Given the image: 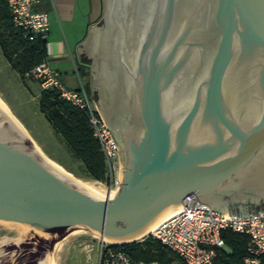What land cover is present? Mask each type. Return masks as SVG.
Returning <instances> with one entry per match:
<instances>
[{"label": "water", "instance_id": "95a60500", "mask_svg": "<svg viewBox=\"0 0 264 264\" xmlns=\"http://www.w3.org/2000/svg\"><path fill=\"white\" fill-rule=\"evenodd\" d=\"M102 7L78 53L91 60L118 185L104 196L55 172L0 107V264H52L57 239L76 226L136 241L190 207L189 194L220 212L264 202V0Z\"/></svg>", "mask_w": 264, "mask_h": 264}, {"label": "built area", "instance_id": "2783aa9c", "mask_svg": "<svg viewBox=\"0 0 264 264\" xmlns=\"http://www.w3.org/2000/svg\"><path fill=\"white\" fill-rule=\"evenodd\" d=\"M40 1L7 0L14 23L47 42L50 21L47 13L38 8ZM31 74L40 79L41 86L55 87L63 97L88 111L93 134L98 138L105 157L112 194L118 185V150L92 93L85 89L81 81L77 88L67 89L47 61L34 66ZM186 199L194 200L190 207L183 204L180 211L159 222L148 235L157 238L186 264H214L215 248L224 245L221 231L231 229L249 236V254L243 258L242 264H259L257 255L264 251V208L253 212L232 209L220 212L200 202L193 194L187 195ZM120 245L101 239L95 264H156L134 261Z\"/></svg>", "mask_w": 264, "mask_h": 264}, {"label": "trees", "instance_id": "16d2710c", "mask_svg": "<svg viewBox=\"0 0 264 264\" xmlns=\"http://www.w3.org/2000/svg\"><path fill=\"white\" fill-rule=\"evenodd\" d=\"M0 51L20 77L31 75L34 66L46 61L47 42L13 21L7 0H0ZM84 87L89 91L88 72ZM33 77V76H32ZM34 79H37L33 77ZM40 81V79H37ZM38 107L51 127L61 136L81 171L89 178L106 182L108 170L98 138L93 134L88 111L63 97L55 87H43L38 95ZM222 247L215 248L214 264H242L249 254V236L224 229ZM134 261L156 264H186L174 251L152 235L120 245ZM259 264H264V251L259 253Z\"/></svg>", "mask_w": 264, "mask_h": 264}, {"label": "rangeland", "instance_id": "374dc122", "mask_svg": "<svg viewBox=\"0 0 264 264\" xmlns=\"http://www.w3.org/2000/svg\"><path fill=\"white\" fill-rule=\"evenodd\" d=\"M80 75L81 79H77L76 75L75 79H65L62 75L57 76V79L67 89H74L80 81L86 82V77L82 73ZM88 79L89 90L94 93L96 101L91 74ZM41 88L39 80L31 75L20 77L0 51V102L2 105L28 135L42 157L60 174L83 183L99 181L83 174L80 161L73 157L64 140L40 112L38 95ZM99 182L109 191L111 185L108 180ZM100 241L99 235L87 230L66 233L54 245L52 264H95Z\"/></svg>", "mask_w": 264, "mask_h": 264}, {"label": "crops", "instance_id": "0c3cea01", "mask_svg": "<svg viewBox=\"0 0 264 264\" xmlns=\"http://www.w3.org/2000/svg\"><path fill=\"white\" fill-rule=\"evenodd\" d=\"M102 6L103 0L40 1L38 8L47 13L50 21L46 61L57 76L81 79L80 73L88 72L89 78L91 68L89 62L80 59L78 44L84 40L89 26L101 19Z\"/></svg>", "mask_w": 264, "mask_h": 264}, {"label": "bare ground", "instance_id": "6f19581e", "mask_svg": "<svg viewBox=\"0 0 264 264\" xmlns=\"http://www.w3.org/2000/svg\"><path fill=\"white\" fill-rule=\"evenodd\" d=\"M0 107H2L9 115H10V112L2 105V103L0 102ZM11 116V115H10ZM12 117V116H11ZM12 119H13V117H12ZM14 120V119H13ZM15 121V120H14ZM16 122V121H15ZM17 124V123H16ZM18 125V124H17ZM19 126V125H18ZM20 127V126H19ZM21 128V127H20ZM23 131V130H22ZM45 160V159H44ZM46 161V160H45ZM50 165V164H49ZM52 168H53V170L55 171V172H57V173H59L52 165H50ZM86 184H89V185H92V186H94L101 194H103L104 196H107L108 194H110L111 193V191H107L106 189H105V187L103 186V184L102 183H100L99 181H91V182H88V183H86ZM180 209L181 208H179V209H177V210H175V211H173V212H171V213H169V214H167L166 216H164L163 218H161L160 220H158L155 224H153L150 228H148L143 234H141V235H145L146 233H149L150 231H152L153 229H154V227L159 223V222H161V221H163V220H165V219H167L168 217H170V216H172V215H174L175 213H177L178 211H180ZM81 230H87V231H89V232H91V233H93L92 231H90L89 229H87V228H85V227H82V226H76V227H73V228H71V229H69V230H67L64 234H62L58 239H57V241L59 240V239H61L64 235H66V233H69V232H76V231H81ZM94 234H96V233H94ZM96 235H99V234H96ZM100 236V235H99ZM100 238L102 239V237L100 236ZM103 240H105V241H107L108 242V240H106V239H103ZM56 241V242H57Z\"/></svg>", "mask_w": 264, "mask_h": 264}, {"label": "flooded vegetation", "instance_id": "af4514ba", "mask_svg": "<svg viewBox=\"0 0 264 264\" xmlns=\"http://www.w3.org/2000/svg\"><path fill=\"white\" fill-rule=\"evenodd\" d=\"M100 24L103 23V18L101 17L100 19ZM91 64V60L89 61V65ZM101 96L97 95L96 97V101H95V104H101V100H100ZM230 209L232 210H242V209H246V210H250V209H257V208H264V202H259V203H247V204H244L242 206V204H232L229 206Z\"/></svg>", "mask_w": 264, "mask_h": 264}]
</instances>
